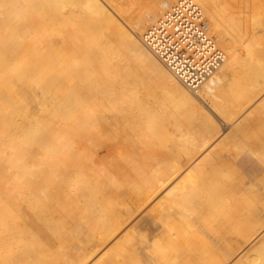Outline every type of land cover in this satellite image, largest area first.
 I'll return each instance as SVG.
<instances>
[{"label":"bare ground","instance_id":"6f19581e","mask_svg":"<svg viewBox=\"0 0 264 264\" xmlns=\"http://www.w3.org/2000/svg\"><path fill=\"white\" fill-rule=\"evenodd\" d=\"M191 1L225 54L193 90L142 42L176 0H0V264H227L263 228L264 0Z\"/></svg>","mask_w":264,"mask_h":264},{"label":"built area","instance_id":"2783aa9c","mask_svg":"<svg viewBox=\"0 0 264 264\" xmlns=\"http://www.w3.org/2000/svg\"><path fill=\"white\" fill-rule=\"evenodd\" d=\"M142 42L189 90L201 85L225 58L191 0H176L145 30Z\"/></svg>","mask_w":264,"mask_h":264},{"label":"rangeland","instance_id":"374dc122","mask_svg":"<svg viewBox=\"0 0 264 264\" xmlns=\"http://www.w3.org/2000/svg\"><path fill=\"white\" fill-rule=\"evenodd\" d=\"M143 0H132V2L133 3H136V4H138V3H141ZM192 95H193V97H195V99H197L196 98V95H194L193 93H191ZM198 100V99H197ZM258 101L257 102H255L254 104H252L251 106H248V108H246L244 111V113L243 114H241V116L240 117H235V122H234V124L237 122V121H240V120H242V119H244V118H248V117H250V116H252V115H254V113H255V109L257 108V106H258ZM201 105H202V107H203V109H205V113H206V115H208L209 117H210V119H214L213 120V123H215V124H217L216 126L219 128V127H221V128H219V130H221V132L224 130V131H226V130H228V128H231V124L229 125V124H227V123H225V122H223L220 118H219V116L218 115H216L217 113H215L214 111H212L208 106H206L205 104H203L202 102H201ZM168 109V108H167ZM166 109V110H167ZM170 111H171V109H169ZM169 110H167V111H169ZM208 113V114H207ZM13 117V116H12ZM215 121V122H214ZM18 125V124H17ZM221 125V126H220ZM26 126V125H25ZM12 131H20L19 129H17L16 130V128H13V126H12V129H11ZM219 133H220V131H219ZM206 153V152H205ZM205 153H203L202 154V156H204L205 155ZM244 157V160L247 162V164H248V166H243V170L244 171H246V176L248 177V179L251 181H253V183H254V178L253 177H258L259 179L254 183L255 184V186H257V185H259V181H260V176L262 175V171L260 170V169H257V168H259L258 167V165L256 164V162H255V160H252V159H254V158H247V156H246V154L243 156ZM254 161V162H253ZM245 167H246V169H245ZM249 168H250V170H249ZM252 169V170H251ZM254 169V170H253ZM255 169H257V170H255ZM185 174V172L184 171H182L180 174H179V176L178 177H176V178H174L172 181H171V183L170 184H172V185H168L167 186V188L165 189V191L168 189H170V191H172V190H174V189H176V185L178 184V180L180 181L181 179H179L180 177L182 178V175H184ZM248 174V175H247ZM250 174V175H249ZM253 174V177H251V175ZM259 174V175H258ZM263 176V175H262ZM261 176V177H262ZM178 178V179H177ZM253 178V179H252ZM257 179V178H256ZM174 181H176V183L174 182ZM257 183V184H256ZM175 184V185H174ZM170 186H172V187H170ZM174 187V188H173ZM247 187V186H246ZM245 187V188H246ZM254 189V191H258V190H260L259 189V187L257 186V189H256V187H254L253 188ZM256 189V190H255ZM161 195V194H160ZM159 194H158V197H156V196H154L153 198L154 199H152V200H150V201H148V203L146 204V203H144V204H146V206L145 207H143V205H141V207H137V206H133L132 208H133V212H132V214H136L135 215V217L133 218V216L132 217H130V222L128 221V223L126 224L127 225V232H126V235H130V236H134V234L136 235V234H140V233H145L148 229H150L151 227H152V216H153V212L151 211V208L153 209V211L156 209V207L158 208V202L160 201V196ZM158 198V199H157ZM158 200V201H157ZM152 201L153 202H155V201H157V203L155 202V203H153L154 204V206L152 205ZM81 203V202H80ZM151 205V206H150ZM149 207H151L150 208V210L148 209ZM137 208H140V209H142V210H140V211H138L137 210ZM155 208V209H154ZM139 212H137V211ZM147 210H149V211H147ZM20 211H21V213H23L25 216H28V213L30 212L29 211V209L27 208V207H25L24 205H22V207L20 208ZM145 211V212H144ZM147 211V212H146ZM149 212V213H148ZM150 212L151 213H153V214H151V216H150ZM140 215V216H139ZM138 216V217H137ZM55 218L57 219V220H59L58 219V216H55ZM132 219V220H131ZM134 220H136V222L134 223ZM138 220V221H137ZM137 222H139V223H137ZM137 224L136 226H135V228H133L132 226H133V224ZM131 224V225H130ZM133 228V229H132ZM67 231H71L72 230V228H69V225H66V228H65ZM222 229V228H221ZM226 230H227V228H225ZM233 229V228H232ZM231 228H228V232H229V230H232ZM131 230H132V232L134 233L133 235H132V233H131ZM123 231V230H122ZM120 232L119 234H118V237H120V235L124 232ZM232 232L233 231H231V234H232ZM229 234H230V232H229ZM234 235H235V237L232 235V237H234V238H236L237 236H236V234L234 233ZM121 237H123L122 235H121ZM239 243V241H236V245ZM238 245H240V246H236V247H239V249L241 250H238V252L239 253H237V252H235L234 254H236V255H233L234 256V258L233 257H231V260H229V262L227 263V264H238V263H240V262H242L243 261V264H259L260 262L259 261H262V259L261 260H259V259H256V255H255V253L256 252H254V251H256L257 250V248H260L261 246L263 247V249H264V226H263V228H260L258 231H257V233L254 235V237H251L244 245H242L241 243H239ZM244 246V247H243ZM241 247V248H240ZM243 247V248H242ZM255 249V250H254ZM245 250V251H244ZM242 252H243V254H244V256L245 257H243V258H241V256L243 255L242 254ZM245 252H246V254H245ZM242 254V255H241ZM239 255H240V257H239ZM239 258V259H238ZM235 259H237L236 261H234ZM242 261H241V260ZM239 260V261H238ZM235 262V263H234ZM89 263H92V261H90V262H88V264Z\"/></svg>","mask_w":264,"mask_h":264}]
</instances>
